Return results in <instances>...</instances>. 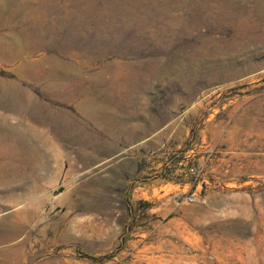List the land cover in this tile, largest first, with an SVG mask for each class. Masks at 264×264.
Returning <instances> with one entry per match:
<instances>
[{"label": "rangeland", "instance_id": "1", "mask_svg": "<svg viewBox=\"0 0 264 264\" xmlns=\"http://www.w3.org/2000/svg\"><path fill=\"white\" fill-rule=\"evenodd\" d=\"M0 4V264H264V6Z\"/></svg>", "mask_w": 264, "mask_h": 264}, {"label": "bare ground", "instance_id": "2", "mask_svg": "<svg viewBox=\"0 0 264 264\" xmlns=\"http://www.w3.org/2000/svg\"><path fill=\"white\" fill-rule=\"evenodd\" d=\"M254 2H255V7L256 8H259V6L260 5H262V6H264V0H254ZM110 6H113V5H110ZM118 8V7H117ZM262 40V39H261ZM264 40V39H263ZM250 43H251V41H250ZM243 44V43H242ZM245 44V45H244ZM243 44V46L241 47L243 50H245V48L247 47L246 45H249V43L248 42H245ZM240 49V48H239ZM238 49V50H239ZM232 50H234V52L235 51H237V48L236 49H234V48H232ZM238 52V51H237ZM78 89H80L78 86H77V88L74 90V92H72V94H75V91L76 90H78ZM81 90V89H80ZM79 93V92H78ZM70 94V93H69ZM1 95V94H0ZM0 97H2V96H0ZM11 100V102H9ZM9 101H7V102H5L2 98L0 99V105L1 104H3L5 107H8V108H10V109H13L14 111H16L17 110V105H16V103H17V100H12V99H10ZM16 121V120H15ZM17 124V123H16ZM20 124V123H19ZM23 125H24V123H23ZM17 126V125H16ZM20 125H18L17 127H18V129H20V127H19ZM26 127V126H25ZM4 128H6L5 130H9L12 134L14 133L15 134V132H16V130H17V132H19V137H20V143L21 144H24V143H26V145L28 144L27 142H26V139H29L31 136H30V134H25L24 133V130H26V129H24V127H23V130L21 129V131H19L18 129H16V127H14V126H5V125H2V123L0 122V130H2V129H4ZM27 128H30V126H28ZM31 130V129H30ZM30 130L28 131V132H30ZM4 131V130H3ZM1 132V131H0ZM31 133V132H30ZM9 134V133H8ZM18 135V134H17ZM30 141V140H29ZM30 144V143H29ZM32 145V144H31ZM26 147V146H25ZM24 147V148H25ZM32 148V147H31ZM2 149H4L3 147H2ZM35 150V149H34ZM8 153V152H7ZM35 153V152H34ZM3 153H1L0 154V156L2 155ZM5 154H3L2 156H4ZM12 155V154H11ZM29 155V154H28ZM1 156V157H2ZM6 156V155H5ZM4 156V157H5ZM8 156H10V155H8ZM14 156V155H13ZM3 157V158H4ZM3 158H1V159H3ZM8 158V157H7ZM6 158V159H7ZM0 159V160H1ZM31 159V158H30ZM8 160V159H7ZM4 172V171H3ZM0 173H1V170H0ZM24 175V174H23ZM19 176V175H18ZM21 176V175H20ZM3 178V177H2ZM1 178V179H2ZM4 178H6V177H4ZM22 178V177H21ZM8 183V182H7ZM12 183V182H11ZM4 186V185H3ZM7 188V187H6ZM12 231V230H11ZM11 233V232H10ZM10 233H7V232H4L2 235H0V240H2V239H4V238H6V237H8V236H10L11 234Z\"/></svg>", "mask_w": 264, "mask_h": 264}, {"label": "crops", "instance_id": "3", "mask_svg": "<svg viewBox=\"0 0 264 264\" xmlns=\"http://www.w3.org/2000/svg\"><path fill=\"white\" fill-rule=\"evenodd\" d=\"M5 11H6L5 6L3 4H0V12H1V14H4ZM12 23H15V22H12V21H10L8 19H5L3 17L0 20V37H2V41L3 42L14 41V40H16L15 36H17V35L23 36V35H25L27 33V31L25 30V27H22L21 25L20 26L17 25L18 28L21 29V32L18 33V32L12 31V29H11L13 27ZM8 121H12V120H8Z\"/></svg>", "mask_w": 264, "mask_h": 264}]
</instances>
